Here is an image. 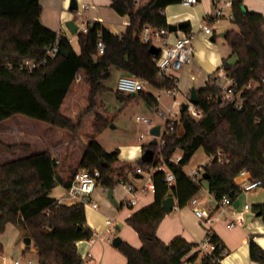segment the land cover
<instances>
[{
    "label": "trees",
    "instance_id": "trees-1",
    "mask_svg": "<svg viewBox=\"0 0 264 264\" xmlns=\"http://www.w3.org/2000/svg\"><path fill=\"white\" fill-rule=\"evenodd\" d=\"M181 1L110 0L116 14L129 18L123 33L112 34L100 22L86 23L85 33L76 31L72 43L64 36L59 52L40 63L56 32L41 23L39 0H0V123L20 115L70 137L64 142L59 136L60 142L53 149L58 153L55 156L47 148L0 163V234L8 223L20 227L31 239L37 264H85L76 243L95 235L86 223L83 204L66 205L51 196L56 186L66 191L73 174L87 169L98 170L97 185L112 190L120 180L131 184L137 169L144 171L152 166V159L120 160L117 149L106 152L98 143L97 137L119 114L103 102L102 96L108 90L104 82L114 67L156 90L172 85L168 78L157 77L154 59L159 53L151 54V43H143L139 33L144 26L167 28L164 9ZM244 1L232 2L231 22L237 31L226 32L224 40L230 55L222 59L220 69L235 80L246 104L242 110H235L220 99V87L208 78L205 86L196 91V108L202 117L194 120L182 112L179 122H173V129L163 131L161 155L167 159L181 153L178 164L166 162L176 180L172 187H167L162 172L152 174L153 203L126 219L141 243L139 248L121 243L118 249L126 264H221L226 252L215 234H211V241L221 248L216 247L210 255L193 252L198 243L182 237L169 243L156 237V228L166 214L163 200L172 195L177 206L183 208L200 190L202 181H206L216 201L227 197L233 204L243 193L235 182L241 171H246L250 180L259 181L264 190V17L243 11ZM187 28L183 31L188 34ZM99 40L104 45L103 53L94 58ZM27 60L39 62L32 72L21 67ZM250 82L257 83L255 89H247ZM114 95L125 105L135 99L131 93L117 89ZM140 96L150 105L148 94L140 92ZM258 118L260 121L256 122ZM81 139H86L87 144L73 167L69 162L70 150ZM148 148L154 152L157 145H142V149ZM199 148L210 157L202 167L207 180L192 179L184 171ZM62 170L66 177L59 175ZM252 210L259 213L264 223V200L253 205ZM248 247L250 260L264 264V250L252 238Z\"/></svg>",
    "mask_w": 264,
    "mask_h": 264
},
{
    "label": "crops",
    "instance_id": "crops-1",
    "mask_svg": "<svg viewBox=\"0 0 264 264\" xmlns=\"http://www.w3.org/2000/svg\"><path fill=\"white\" fill-rule=\"evenodd\" d=\"M74 1L76 2L77 9L71 11L69 9L71 0H39L42 9L40 20L41 18H43V20L46 18V20L48 21V17H42V15L44 11L43 8H49L51 10V14L54 15V19H52L51 23L48 21L45 27L55 32L57 30H62V32L66 36L70 34L64 26V23L68 20H73L75 24L80 22H100L112 34L116 35L123 33L126 30L127 25L129 24V18L127 16H120L113 11V9L110 7V0ZM216 2L217 0H197V2L192 4L191 6H183L181 3H176L166 6V8L164 9V15L166 17V22L168 25L178 24L179 22H187V32L193 35L194 55L192 63L185 67L179 73V94L189 92L192 87H194L196 91L203 88L209 76L220 70L222 59L230 55L229 48V54H223L220 51L219 44L216 43V33L214 30V26L218 25L217 28H220L219 25L221 22V18L217 20L213 18L211 19V15L215 10ZM244 6L247 11L260 13L264 17V0H245ZM77 11H79L80 15L76 18L74 17V14ZM206 21L211 29V34L209 35L202 34L199 28L200 24ZM227 31L219 32L218 37H220V34L226 33ZM170 34L171 35L168 36V40L171 42L175 36L180 37L187 33L183 31L182 28ZM212 37L214 38V41H211ZM117 72L120 74V76L126 74L125 72L118 69ZM145 87L149 89L147 90L145 89ZM142 93L148 94L150 96V99H148L150 105L145 101L143 97L140 96V92L133 93L135 96L134 101L136 100V98H138V96H140L146 113H150L152 111L154 112L156 109L159 110L158 107L161 108V100L163 94H161L159 90H156L145 83L144 90L141 92V94ZM181 96L183 97V95ZM156 97L159 98L158 101H156ZM174 100L176 101L175 98ZM176 102L178 103V105H174V107H171L170 105L168 112L171 111L174 115L179 114L180 118V115L182 113L181 104L185 103V98L184 102L182 103H179L178 101ZM177 106L179 107V111L174 112V109ZM161 112H163L168 117V113H165L164 111ZM179 118L174 119V117L171 118L170 116V119H174L176 123L179 122ZM166 121L164 122V124H154V122L150 120L151 123L145 125H159L162 132ZM15 127L13 126V128ZM48 131L57 136H61V138H64L63 135H61L54 129H48ZM101 134L97 137V141ZM151 140L152 137L145 144L150 143ZM157 140L159 141V138ZM79 142H75L72 146L70 150V156L72 155L73 150H75V146L78 145ZM98 143L106 152H108L104 148V145L102 143ZM57 144L58 141L55 144H49L48 149L50 153L53 154V156L58 154L56 152V149L55 152L53 150ZM142 145L119 144L115 149L119 151L118 158L120 160H144L143 156H146V158L152 156L149 152L152 150L149 148L142 149ZM46 149L47 148L43 150ZM81 154L82 152H78L76 154V161H72L74 163L72 164L73 167L77 166ZM179 154L181 153L177 152V154L175 155ZM209 161L210 157L206 155V158L198 161V168H202L203 166L207 165ZM64 171H59V175H63L64 177H66ZM136 174H139L141 177H134V179L131 180V185H133L137 189L135 204L131 206H126L124 204V201H126L129 196L122 186L117 185L114 189H112V199L108 197L107 192L104 193L102 191L101 186H97L91 196L92 201L97 204V208L84 206L86 223L94 231L95 234L94 237L90 240H82L76 243L77 252L82 257L85 264H126V258L118 249L121 243L125 242L134 248L140 247V240L136 232L126 224V219L135 212L151 205L154 201V195L152 191L142 188L147 183V178L143 171L139 173L136 172ZM246 177L247 175L236 178L235 182H241ZM63 193L65 194V190L61 186H56L54 191H52L51 196L56 200H60L61 203L72 205V203H69V201L67 200V196L65 195L64 197L62 195ZM169 196L173 198L172 208L170 212H166L156 228L155 234L158 239H160L164 243H169L176 237H182L187 242L199 243L204 239L206 234H215L219 238V242L222 244V246L224 247V251L226 252L220 261L221 264H258L254 261H251L249 258L248 240L249 238H252L253 241L262 250H264V223L261 218L259 216H256V214L252 210L253 205L259 204L264 200V190L262 188L258 187L250 192H243L236 200L238 201L237 207L232 205L220 208L213 195L209 193L207 182L205 181L204 184L201 183V188L196 193L194 198L198 201V206L200 209L204 211H211L213 213V217L215 218V220L210 225H206L202 218L196 217L189 204H187L183 208H179L177 206L176 199L172 195H167V197ZM240 198H242L243 200L242 203L240 201ZM245 204H249L251 206V209L248 211H243V206ZM233 209H235L237 212L242 213L240 215V217L242 218V223L239 226H235L233 229H228L226 225L230 220V215ZM8 225L13 227L11 233L14 234V237L11 244L14 247V250L17 252V255L24 256L26 251H30L33 254L37 255L31 241L29 248H26V246L23 244L24 237H27L25 232H20V227L10 223H8L5 228L9 229V227H7ZM116 236L121 239V243L118 247H114L112 245V240ZM0 244L3 247V254L0 255V261L4 260L7 264H11L13 260L20 259L18 257H15L14 253L12 257L5 253L3 239L1 237ZM27 260L31 261V259H22V261Z\"/></svg>",
    "mask_w": 264,
    "mask_h": 264
},
{
    "label": "built area",
    "instance_id": "built-area-1",
    "mask_svg": "<svg viewBox=\"0 0 264 264\" xmlns=\"http://www.w3.org/2000/svg\"><path fill=\"white\" fill-rule=\"evenodd\" d=\"M196 0H182L181 4L183 6H191L196 3ZM233 0H217L215 5V10L211 15V19H220V18H228L232 19L231 7ZM225 10H229V12H225ZM79 11L75 12L74 17H79ZM78 25V24H77ZM200 32L204 35L211 34V29L208 26L207 21L200 24ZM78 30L82 32L87 31V25L85 22H81L78 26ZM77 30V31H78ZM171 35L168 32V28L160 27V28H151L149 26H144L143 30L139 33L140 39L143 43H151V45L156 46L159 45V55L154 59V62L157 67V77L158 78H168L172 85L163 90H159L163 94H168L173 98L171 107L174 105H178V103L174 100L175 96L180 93L178 91L179 84V73L188 65L192 63L193 55H194V47H193V35L191 33L185 34L180 37H174V39L170 42L168 40V36ZM67 39L68 43H72L73 35H64L62 30L56 31V36L53 43L45 49V57L40 63H44L47 58H51L55 56L59 52L60 43L62 39ZM104 45L99 40L97 42V53L94 55L95 57H99L103 53ZM39 62L27 60L21 64V67H25L28 72H32ZM210 80L213 81V84H216L220 87L222 91V97L220 98L226 103H229L233 106L235 110H242L246 104V98L243 97L242 91L236 89L235 80L230 76L223 72L220 69L218 72H215L209 76ZM264 81V79H263ZM145 82L140 78L124 74L120 76L117 80L116 89L124 92V93H138L144 90ZM257 86L256 82H250L247 86V89H255ZM185 98L186 109L184 113L191 116L194 120H199L202 117V113L200 110L196 108V105L189 102V92L182 93ZM158 101V97L155 98ZM258 110L261 111V107H258ZM157 113L162 117L167 118V121L164 125V128L161 132V136L159 137V141L157 143V149L153 152L152 166L143 171L146 176L147 183L142 187L146 190H150L153 192L154 185L152 182V174L154 172H162L163 173V182H165L167 187H172L175 183L176 177L167 167L166 162L178 164L181 160V154L174 155L170 158L165 159L161 153L160 149L163 146V141H161L162 133L165 130L173 129L174 119H170L174 114L169 111L168 117L156 109ZM264 116V113H263ZM136 121H141L144 124H150V120L144 117L137 116L135 118ZM260 118L256 120L259 122ZM143 136H139V140H142ZM220 155V152H218ZM187 176L192 179L202 178V168H197L194 170L187 171L185 170ZM137 172H142L140 169H137ZM247 175V177L241 182L236 183L242 192H250L259 187V181H252L249 178V174L246 171H241L236 178L243 177ZM100 177V173L98 170L89 171L87 169H79L77 170L71 180V184L69 188L65 191V195L67 196V200L69 203L77 204L81 203L84 206H91L92 208H97V204L92 201V194L97 188V179ZM235 178V179H236ZM118 185L122 186L125 189V192L128 194L129 198L124 201L126 206H131L135 204V196L137 189L128 184L124 180H120ZM102 187V186H101ZM102 191L104 193L107 192L105 187H102ZM58 203H61L60 200H57ZM189 206H191L193 213L196 217L202 218L206 225H210L215 218L213 217V213L211 211H204L199 208L198 201L193 197L188 202ZM217 204L220 208H224L227 206H232V202L229 198L224 197L220 201H217ZM251 209L249 204H245L243 206V211H248ZM242 213L237 212L233 209L230 220L228 221L226 227L228 229H233L235 226H239L242 223V218L240 217ZM216 247L221 248L220 244L213 243L211 241V234L208 233L204 237V239L198 243L195 251H199L202 254L210 255ZM195 249V248H194ZM224 252V251H223ZM0 264H7L4 260L0 261ZM11 264H31V261H19L13 260Z\"/></svg>",
    "mask_w": 264,
    "mask_h": 264
},
{
    "label": "rangeland",
    "instance_id": "rangeland-1",
    "mask_svg": "<svg viewBox=\"0 0 264 264\" xmlns=\"http://www.w3.org/2000/svg\"><path fill=\"white\" fill-rule=\"evenodd\" d=\"M243 8H245L244 5ZM43 10L44 11L42 17L43 16L48 17V21L51 23L52 19H54V15L51 14V10L47 7H44ZM225 12L227 13L228 10H225ZM220 20H221L219 25L220 28H217L218 25L214 26L215 27L214 30L216 33V43L219 44L220 51L223 54H227L229 47L223 38L218 37V33L227 30L237 31V27L228 18H221ZM48 21L46 20V18L44 20L43 18H41V22L44 26L46 25V23H48ZM80 23H77L78 26ZM157 47H159V45H157ZM119 77L120 74L117 72V69L112 67L110 69L109 78L104 82V86L108 89L102 96L104 104L113 110L119 111L117 118L111 124L114 125V128H111L109 125L103 131L101 136L98 138V142L102 143L104 145V148L108 152L114 150L119 144L142 145L147 143L151 139L149 131L152 126L145 125L141 121H136L135 118L137 116L152 120L154 124L156 123L164 124V122L166 121V118L158 114L156 110L154 112L152 111L150 113H146L140 96H138V98H136L135 101H132L128 105H125V103L116 99L114 95V91L116 90L117 80ZM145 89L148 90L149 88L145 87ZM175 99L179 103L184 102V98L179 93L175 96ZM161 101H162V106L161 108L158 107L159 110L161 109L160 111H164L165 113H168V110L172 103V97L168 94H163ZM178 108H179L178 106L175 107L174 112H178L179 111ZM173 117L174 119H178L179 114L173 115L171 118ZM13 126L16 127L13 128ZM48 129H54V128H51L44 123H40L34 120L33 121L29 120L24 116H20V115L11 117L1 122L0 123V163H4L16 157L22 158L25 156L32 155L40 150L49 148V144L52 145L53 143L54 144L57 143V141L60 142L59 136L52 134L51 132L48 131ZM61 135L64 136V142H68V140L70 139L69 134L66 132H62ZM140 135L143 136L142 140H138V137ZM61 142H63V140ZM86 144H87V140L81 139L78 145L75 146V150H73L72 155L69 156V162L71 164H74L73 162H75L77 159L76 154L78 152H83V149ZM8 145H17L18 147L9 149L7 147ZM204 158H206L204 151L202 149H198L192 155V159L187 165V167H185V170L192 171L194 169H197L199 167L197 166L198 161ZM61 161L62 164L65 163L64 159H62ZM204 182L205 181H202V184H204ZM54 189L52 191H54ZM62 195L65 197L64 193ZM240 201L241 203L243 202L242 198H240ZM7 227H9V229L4 228L5 231H3L0 234V237L3 239L5 253L10 255V257H12L14 253V256L20 258L19 261L21 262H23L22 259H31L32 264H37V255L33 254L30 251H26L24 256L17 255V252L14 250V247L11 244L13 241L12 239L14 237V234L11 233L13 227L9 225ZM19 230L20 232L21 231L24 232L21 228ZM195 250L196 248L193 249L192 251L194 252Z\"/></svg>",
    "mask_w": 264,
    "mask_h": 264
},
{
    "label": "water",
    "instance_id": "water-1",
    "mask_svg": "<svg viewBox=\"0 0 264 264\" xmlns=\"http://www.w3.org/2000/svg\"><path fill=\"white\" fill-rule=\"evenodd\" d=\"M243 8V7H242ZM69 9L71 11H74L77 9V5H76V2L74 0H71L70 2V5H69ZM246 9L243 8V11H245ZM188 25L187 22H179L178 24H169L167 26L168 28V32L169 33H174L176 32L178 29H182L184 27H186ZM64 26L66 27V29L69 31V33L71 35H74L76 33V31L78 30V25L75 24V22L73 20H68L64 23ZM225 35L226 33H223V34H220V37H223L225 38ZM211 41H214V38L212 37L211 38ZM149 51L151 54H158L160 52L159 48H157L156 46H153L151 45L150 48H149ZM134 95V94H132ZM220 101V100H219ZM189 102L194 104V105H197L198 103V99H197V94H196V89L194 87H192L189 91ZM186 109V103H182L181 104V111L184 112ZM111 128H114V125H110ZM150 136L152 137V140L150 141V144L152 145H157L158 143V138L161 136V130H160V126L159 125H154L150 128ZM150 154L152 156H150L149 158H146V156H143L144 160H147L149 161L150 159H153V150L152 151H149ZM147 154V152H146ZM136 178L138 177H141L140 175L138 176V174L135 176ZM202 178L204 180H207V174L205 172L202 173ZM107 194H108V197L110 199H112V190H108L107 191ZM172 201H173V198L171 196L169 197H166L163 202H162V209L165 211V212H170L171 211V208H172ZM233 206L237 207L238 206V201H235ZM256 216H259V213L256 214ZM30 241L31 239L27 236L23 239V244L26 246V248H29V245H30ZM121 243V239L116 236L113 238L112 240V245L114 247H118Z\"/></svg>",
    "mask_w": 264,
    "mask_h": 264
}]
</instances>
